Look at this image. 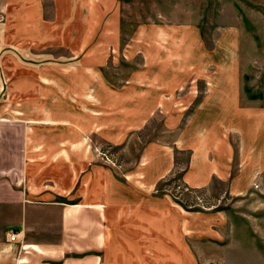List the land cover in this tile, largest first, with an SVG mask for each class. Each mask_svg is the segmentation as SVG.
<instances>
[{"label": "crops", "instance_id": "0c3cea01", "mask_svg": "<svg viewBox=\"0 0 264 264\" xmlns=\"http://www.w3.org/2000/svg\"><path fill=\"white\" fill-rule=\"evenodd\" d=\"M75 2L0 0V264H199L200 244L216 251L209 234L219 211L185 208L154 186L182 151L190 187L218 180L237 195L257 171L256 163L243 164V122L263 127L264 111L239 103V30L231 24L211 34L208 50L227 56L203 67L174 60L189 45L192 53L201 48L199 26L136 30L132 38L146 42V79L136 81L140 88L127 79L120 91L105 77L102 55L117 43L119 26L94 30L107 14L119 19V0ZM173 2L149 19H224L212 0ZM199 69L207 76L191 78ZM155 113L160 128L150 133L166 135L147 140L127 171L116 174L92 152L136 139ZM6 230L17 232L15 241Z\"/></svg>", "mask_w": 264, "mask_h": 264}, {"label": "rangeland", "instance_id": "374dc122", "mask_svg": "<svg viewBox=\"0 0 264 264\" xmlns=\"http://www.w3.org/2000/svg\"><path fill=\"white\" fill-rule=\"evenodd\" d=\"M107 2V0H104ZM173 1L184 6H191V0H119V19L116 21L111 15L107 14L104 20H96L95 23L100 27H95V32L107 30L111 32L109 26L115 27L118 24V41L114 47L108 46L103 55L104 75L110 79V84H118L115 87L120 91L128 84L127 79H131L135 84L136 81L146 79L143 73L144 52L143 48L146 42L143 35L132 38L133 33L138 29H144L147 26L154 25H180L187 26L195 24L200 27L202 35L199 39L201 48L192 46L185 47L188 53H176L175 61L180 65H197L203 67L209 63H223L225 55L222 49L219 52H210L208 48L212 45L215 37H211L214 32L228 25L235 24L239 30L237 37V50L233 53V57L237 62V76L239 78V89L241 91L240 105L248 109H263L264 111V0H212V10L217 6L219 11L223 12V17L214 21L202 20L199 23L188 20H150L149 16H153V11L159 12L162 7L163 11L168 8H176ZM202 1V0H201ZM172 2V3H171ZM208 3V0H205ZM73 5L76 4L72 0ZM169 6H167L168 4ZM48 5L50 3L47 2ZM206 5H200V11L206 12ZM96 7H94V11ZM85 11V10H84ZM109 13L111 9L108 10ZM169 10L168 12H170ZM161 12V13H164ZM174 12V11H172ZM234 19L226 20L228 15ZM92 15V14H91ZM235 15V16H234ZM98 15L93 14V17ZM167 17L173 15H165ZM222 16V15H220ZM62 24V22H60ZM73 24V23H72ZM109 25V26H108ZM227 25V26H225ZM207 35V36H206ZM222 38H218L220 40ZM223 43L228 42L223 39ZM114 49V50H113ZM55 55L63 57L65 51L57 48ZM93 53L89 54L92 55ZM101 54V53H100ZM182 56V59L179 58ZM227 56V55H226ZM160 59V58H159ZM172 62V61H171ZM184 63V64H183ZM214 70V69H213ZM211 70V73L212 71ZM209 71V70H208ZM191 78H202L207 76L205 70H195ZM223 72L219 71V74ZM218 70L212 75L218 76ZM198 75V76H195ZM187 77V76H185ZM113 85V84H112ZM137 87L143 85L137 84ZM204 90L198 88L197 93L201 94ZM109 101V102H108ZM122 102V100H121ZM110 99L105 96V104H109ZM139 104L143 102H137ZM254 110V111H256ZM244 115V114H243ZM248 118V117H246ZM247 119L243 122V164L254 162L257 165V171L252 175L251 180H243V192L237 195L230 194L227 190L226 182L213 180L205 187H190L182 180V168L184 161L188 156L186 151L179 152L175 158L176 164L161 177L160 182L154 186L158 192L163 193V189H173V184L182 186L180 192H176L184 204H199L194 207L203 212L219 211L221 222L216 223L212 227L215 240L216 251H208L205 243L200 244L199 264H264V125L256 128L255 120ZM251 122V123H250ZM252 124V125H251ZM251 125V126H250ZM262 126V123L260 122ZM159 116L155 113L151 120L136 134V139L130 138L127 142L123 141L119 145L104 143L99 148H93L94 155L103 153L107 160V165L114 168L116 174H121L133 166L134 160L138 159L142 146L147 140L153 138L154 135L161 137L166 134L155 133L151 131L160 128ZM255 128L254 131H252ZM102 151V152H101ZM100 155V154H99ZM243 172L247 173V169L243 168ZM177 177L174 183L169 179ZM161 189V190H160ZM200 202V203H199ZM183 205V204H181ZM203 206V207H200ZM184 206V205H183ZM204 236V235H203Z\"/></svg>", "mask_w": 264, "mask_h": 264}, {"label": "built area", "instance_id": "2783aa9c", "mask_svg": "<svg viewBox=\"0 0 264 264\" xmlns=\"http://www.w3.org/2000/svg\"><path fill=\"white\" fill-rule=\"evenodd\" d=\"M0 20H1V17H0ZM98 153L100 154L101 157H104V159L107 160L103 153H100V152H98ZM172 183H174V181ZM173 189H174V191L173 190L171 191L170 189H163V193L170 196L173 200H177V201L181 202V204H183L184 206H187L188 208L199 207V204H195V205L194 204H191V205L184 204L182 199L177 196L178 194L176 192H180L181 189H183L181 185L173 184ZM200 207H203V206L200 205ZM4 236L6 237V239L8 241H15L16 236H17V232H14L12 230H6L4 232Z\"/></svg>", "mask_w": 264, "mask_h": 264}, {"label": "trees", "instance_id": "16d2710c", "mask_svg": "<svg viewBox=\"0 0 264 264\" xmlns=\"http://www.w3.org/2000/svg\"><path fill=\"white\" fill-rule=\"evenodd\" d=\"M176 178H177V177L171 178V179H169V181L172 182V181H174ZM156 189H157V188H156ZM160 190H161V189H160ZM176 201H177V200H176ZM178 203L181 204V202H179V201H178ZM184 207L187 208V206H184Z\"/></svg>", "mask_w": 264, "mask_h": 264}]
</instances>
